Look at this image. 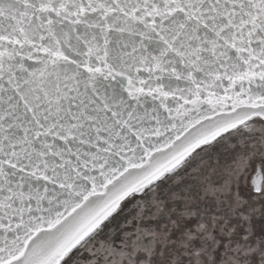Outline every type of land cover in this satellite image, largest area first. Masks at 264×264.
Returning a JSON list of instances; mask_svg holds the SVG:
<instances>
[{
  "label": "snow or ice",
  "instance_id": "1",
  "mask_svg": "<svg viewBox=\"0 0 264 264\" xmlns=\"http://www.w3.org/2000/svg\"><path fill=\"white\" fill-rule=\"evenodd\" d=\"M0 264H264V0H0Z\"/></svg>",
  "mask_w": 264,
  "mask_h": 264
},
{
  "label": "rangeland",
  "instance_id": "2",
  "mask_svg": "<svg viewBox=\"0 0 264 264\" xmlns=\"http://www.w3.org/2000/svg\"><path fill=\"white\" fill-rule=\"evenodd\" d=\"M120 222H122V218H121V221H117V223H120ZM105 235H107V233H105Z\"/></svg>",
  "mask_w": 264,
  "mask_h": 264
}]
</instances>
